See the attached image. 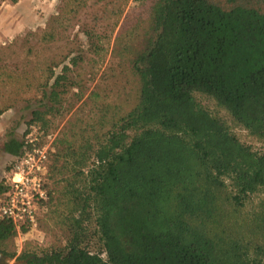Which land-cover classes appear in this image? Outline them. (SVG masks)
Instances as JSON below:
<instances>
[{"label": "trees", "instance_id": "trees-1", "mask_svg": "<svg viewBox=\"0 0 264 264\" xmlns=\"http://www.w3.org/2000/svg\"><path fill=\"white\" fill-rule=\"evenodd\" d=\"M146 7L142 44L130 59L136 102L118 116L103 110L98 128H82L79 138H54L45 176L64 241L23 249V264H264V151L240 142L199 100L264 139V0ZM68 70L49 72L42 109L28 123L46 129L47 115L60 112L74 85ZM2 150L18 157L22 141L10 137ZM4 189L0 183V195ZM15 232L0 218V244Z\"/></svg>", "mask_w": 264, "mask_h": 264}, {"label": "rangeland", "instance_id": "rangeland-1", "mask_svg": "<svg viewBox=\"0 0 264 264\" xmlns=\"http://www.w3.org/2000/svg\"><path fill=\"white\" fill-rule=\"evenodd\" d=\"M146 24V0H0L1 184L20 157L5 153L2 143L10 137L21 140L23 154L30 146L24 142L29 125L38 126L31 144L45 147L47 170L56 136L79 138L82 128H98L103 110L107 117L118 116L135 104L138 81L130 59L141 47ZM73 56H80L75 65L69 64ZM63 64H68L67 77L74 85L62 96L60 112L47 115L46 129L28 123L31 112L42 109L40 94L48 90L49 72L57 73ZM199 100L224 117L240 142L264 151V139L230 123L211 101ZM85 132L93 134L91 129ZM44 184L47 199L37 204L36 230L15 232L0 244V264H23L16 259L23 249L39 252L63 243V230L51 215L55 195L48 192L52 184L46 176ZM256 200L252 198L245 209ZM10 251L14 255L8 258Z\"/></svg>", "mask_w": 264, "mask_h": 264}, {"label": "built area", "instance_id": "built-area-1", "mask_svg": "<svg viewBox=\"0 0 264 264\" xmlns=\"http://www.w3.org/2000/svg\"><path fill=\"white\" fill-rule=\"evenodd\" d=\"M37 129L38 126L29 125L24 142L30 146L11 165L0 195V218L8 220L16 232L22 227L36 230L37 204L47 199L46 150L31 144L34 139L31 135Z\"/></svg>", "mask_w": 264, "mask_h": 264}, {"label": "flooded vegetation", "instance_id": "flooded-vegetation-1", "mask_svg": "<svg viewBox=\"0 0 264 264\" xmlns=\"http://www.w3.org/2000/svg\"><path fill=\"white\" fill-rule=\"evenodd\" d=\"M4 255H3V253L0 251V257H3Z\"/></svg>", "mask_w": 264, "mask_h": 264}]
</instances>
